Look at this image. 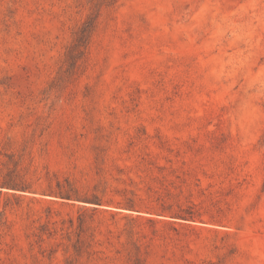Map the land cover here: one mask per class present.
Listing matches in <instances>:
<instances>
[{"label":"rangeland","instance_id":"rangeland-1","mask_svg":"<svg viewBox=\"0 0 264 264\" xmlns=\"http://www.w3.org/2000/svg\"><path fill=\"white\" fill-rule=\"evenodd\" d=\"M92 8L0 0V264H264V0Z\"/></svg>","mask_w":264,"mask_h":264},{"label":"trees","instance_id":"trees-1","mask_svg":"<svg viewBox=\"0 0 264 264\" xmlns=\"http://www.w3.org/2000/svg\"><path fill=\"white\" fill-rule=\"evenodd\" d=\"M89 1L91 3H93V8L91 9V12L87 16V18L83 22V24L81 25L80 29L78 30L75 42H74L70 52L68 51V54L70 53L69 59L74 60V62L88 48V45H89L91 38H92V35L98 26V17L100 15L101 8L103 6L110 7L117 0H94V1L89 0ZM3 184H7L8 188L18 189L15 187V186H18L15 183H7L6 182ZM175 214L177 215V217L184 218V219H189L188 217H194L195 216L193 211H187V210H181ZM0 224L1 225L6 224V220L0 219Z\"/></svg>","mask_w":264,"mask_h":264}]
</instances>
